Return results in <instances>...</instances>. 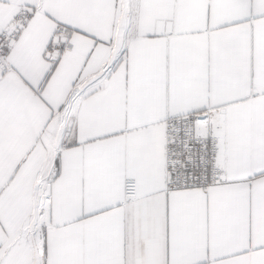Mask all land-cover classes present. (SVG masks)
I'll list each match as a JSON object with an SVG mask.
<instances>
[{
	"label": "snow or ice",
	"instance_id": "1",
	"mask_svg": "<svg viewBox=\"0 0 264 264\" xmlns=\"http://www.w3.org/2000/svg\"><path fill=\"white\" fill-rule=\"evenodd\" d=\"M0 264H264V0H0Z\"/></svg>",
	"mask_w": 264,
	"mask_h": 264
}]
</instances>
